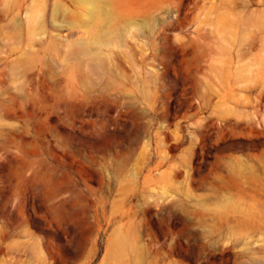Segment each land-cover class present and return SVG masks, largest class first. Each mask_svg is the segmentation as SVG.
<instances>
[{
	"label": "rangeland",
	"instance_id": "374dc122",
	"mask_svg": "<svg viewBox=\"0 0 264 264\" xmlns=\"http://www.w3.org/2000/svg\"><path fill=\"white\" fill-rule=\"evenodd\" d=\"M0 264H264V0H0Z\"/></svg>",
	"mask_w": 264,
	"mask_h": 264
},
{
	"label": "bare ground",
	"instance_id": "6f19581e",
	"mask_svg": "<svg viewBox=\"0 0 264 264\" xmlns=\"http://www.w3.org/2000/svg\"><path fill=\"white\" fill-rule=\"evenodd\" d=\"M119 248V247H118Z\"/></svg>",
	"mask_w": 264,
	"mask_h": 264
}]
</instances>
